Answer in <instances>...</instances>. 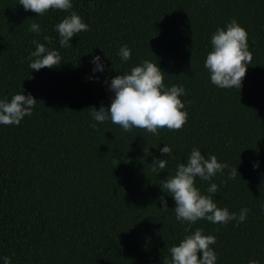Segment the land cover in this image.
Segmentation results:
<instances>
[{
	"label": "trees",
	"instance_id": "trees-1",
	"mask_svg": "<svg viewBox=\"0 0 264 264\" xmlns=\"http://www.w3.org/2000/svg\"><path fill=\"white\" fill-rule=\"evenodd\" d=\"M72 4L38 16L19 0H0V99L25 91L38 100L18 126L0 125V264L4 257L11 264H163L188 225L176 219V202L160 183L193 147L229 165L209 181L197 177L201 193L216 183L219 207L249 211L239 226L205 219L192 231L216 236V264H264V0ZM71 11L89 30L63 47L55 29ZM233 18L247 30L253 53L240 90L218 88L204 66L213 33ZM32 23L39 33L29 31ZM33 41L58 50L61 65L30 69ZM125 44L128 61L119 55ZM97 55L105 70L94 73ZM143 60L159 64L166 86L184 87L188 120L181 130L126 132L110 120H93L91 107L111 105V78ZM166 145L174 160L161 153ZM154 159L169 163L153 172ZM231 168L238 169L235 179Z\"/></svg>",
	"mask_w": 264,
	"mask_h": 264
},
{
	"label": "clouds",
	"instance_id": "clouds-1",
	"mask_svg": "<svg viewBox=\"0 0 264 264\" xmlns=\"http://www.w3.org/2000/svg\"><path fill=\"white\" fill-rule=\"evenodd\" d=\"M26 11L43 16L50 9L69 11L73 8L72 0H19ZM60 36L59 44L68 47L70 40L77 34L88 31L89 25L83 21L75 11L56 25L55 29ZM29 31L39 33L40 25L32 23ZM49 41L52 37L45 36ZM36 50L28 57L29 68L39 71L43 68H57L61 65V54L58 50L46 47L45 44L33 41ZM212 49L207 54L205 68L210 73L211 83L221 89L242 87L248 66L253 60V53L249 50L247 30L233 18L225 27L218 28L211 38ZM123 61L131 58L132 52L128 45H123L119 50ZM95 67L93 72H103L105 65L100 56H94L91 61ZM98 79V78H97ZM165 72L159 64L143 60L141 64L132 67L130 72L119 74L111 78L109 91L114 93L110 107L101 105L99 109L90 108L94 121L104 123L111 121L119 125L124 131L131 132L133 128L147 130L148 133L159 135L160 129L178 131L183 128L188 120V113L181 97L186 95L181 85L166 86L164 83ZM107 84V80L105 81ZM15 94L10 101L0 99V125H16L33 113L38 100L29 93ZM43 102V101H42ZM89 110V109H87ZM96 128V124L90 125ZM145 153L151 155L149 149ZM162 154H167L171 159L172 148L168 145L160 149ZM169 159H154L152 171L159 173L166 168ZM259 167V165H255ZM229 165L219 162L215 155L202 154L199 148L193 147L186 163H179L173 175H168L161 180L160 186L164 192L172 196L176 202L174 209L176 219L186 223V235L179 242L168 249L170 258L164 257L163 264H216L217 254L211 247L216 243V236L205 234L203 228L192 231L191 226L199 220H207L214 224H228L236 221L239 226L247 219L249 209L242 208L239 213L230 212L227 207H219L213 195L219 191L216 183H211L207 195L202 194L196 186L197 177L204 181L211 180L217 173H223ZM238 169L231 168L229 179H235ZM226 183V181H222ZM167 211V200L160 197ZM218 230V229H217ZM202 253V258L198 255ZM4 264L11 261L4 257ZM249 264H260L256 259H250Z\"/></svg>",
	"mask_w": 264,
	"mask_h": 264
}]
</instances>
